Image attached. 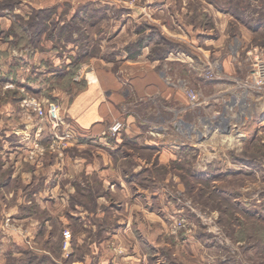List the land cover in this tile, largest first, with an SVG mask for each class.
<instances>
[{
    "label": "rangeland",
    "instance_id": "obj_1",
    "mask_svg": "<svg viewBox=\"0 0 264 264\" xmlns=\"http://www.w3.org/2000/svg\"><path fill=\"white\" fill-rule=\"evenodd\" d=\"M87 1L89 0H0V72L7 70L9 64L20 66L18 80L0 81V264H39L40 258L32 256L34 254L29 251L31 248L6 242L8 232L21 233V229L24 230V222L7 217V208L17 204L18 197L6 196L8 191L4 187L22 186V172L27 174L23 175L24 181L27 180L26 177L34 181V177L28 175V172L33 170V166L36 167L37 155L46 157L57 153L60 144L52 145L56 142L47 137L50 134H60L61 128L50 130V126L60 123L56 112L58 105L41 97L37 91L39 85L29 80L42 78V74H39L41 70L46 72L48 69L61 68L53 64L58 62L57 57L63 62L62 65H66L64 61L72 44L79 45L78 53L85 52L83 49L88 43L89 54L101 53L99 38L104 35L99 36L95 27L89 29L88 35L83 33L82 17L79 15L105 10L99 2H94L98 0ZM118 1L122 2L118 3V8L113 2L107 4L106 9L110 11L108 13L135 11L145 18L135 24L125 25L122 34L116 39L111 36L109 39L111 26H108V20L102 21L108 45L113 41H123L122 49L133 43L139 35L153 33L150 37L159 39L155 34L157 32L161 36L162 30L164 34L165 30L181 34H188L189 30L193 44L208 38L216 40L225 22L214 19L212 14L215 11L210 10L202 0H170L168 10L164 11L160 20L154 21L149 8L157 0ZM205 2L211 3L216 11L230 16L229 25L224 30L227 38L222 40L221 45H217L218 42L210 44L208 40L205 42L207 44H201L204 48L218 47L222 58L236 51L234 62L237 75L221 74L215 67L205 72L215 75L214 78L222 77L223 80L232 82L231 86L236 85L229 91L231 97L224 105L225 112H220L223 108L219 105L216 110L220 111L213 118L196 121L192 126L186 125L185 129L184 123L171 115V122L183 129V136L173 133L169 138L165 137L164 141L170 139V142L178 139L179 143H172L175 148L167 147L171 153L164 151L166 146L140 144L145 138H123L124 146L118 153L119 158L116 157L112 163L114 168L111 171L121 174L118 182L129 187L130 195L136 193V196L133 194L132 198L125 199L128 202L125 207L128 208L131 201L137 199L138 208L144 204L148 209L145 214H149L143 216L144 211H140L138 223H149V226L153 224L154 241L138 242L139 255L143 256L141 260L146 259L145 264H264V235L261 234L262 229L264 230V91L244 86L256 61L264 57V0ZM136 6H139V10H136ZM182 9H187L186 15L179 14ZM143 13L148 14L146 16ZM169 13L179 17H171ZM90 20V17L86 18L85 24ZM125 21L126 18H123L122 22ZM67 23L73 24L65 30L61 28ZM140 26L142 30L138 32ZM151 29H156V32ZM207 33L212 37H207ZM243 33L246 37H242ZM162 36L178 42L182 52L193 56L186 43L167 35ZM72 41L74 43H70ZM112 45L120 47L114 43ZM146 48L148 47L142 48V53ZM148 53L149 50L147 56ZM173 63H168V66L171 67V72L173 69L177 72L182 65ZM201 64L196 59H192L190 65L186 64L185 80L188 81H176L171 75L173 77L170 83L180 87L187 99L189 91L200 95L193 87V80L196 79L193 74L200 72ZM90 65H85L86 69ZM80 66L79 64L76 73L82 69L83 66ZM205 76L208 79L206 74ZM52 90L53 88L50 92ZM31 98L43 102L44 117L40 118L27 105ZM144 100L143 97L139 98L143 109L136 108L142 116H146ZM152 100L157 101L155 98ZM156 106L162 108L159 103ZM134 107L129 106L130 110ZM237 109L238 114L235 113ZM164 116L161 111L156 112L154 117L146 116L149 119L147 126L152 125L150 120L157 125L162 123ZM186 116L188 120H194L198 115L191 111ZM25 123H32V130L30 128L26 132L23 129L27 127ZM198 125L201 127L200 134L194 128ZM36 129L41 131L37 133ZM47 129L48 136L43 134ZM157 133L160 134V131L156 129L146 131L151 136H157ZM30 140L33 141V146H10ZM37 140L46 142V145L41 144L39 149ZM7 142L10 144L7 145ZM120 205L121 203L116 209L109 208V212L114 211L118 219H125L127 210ZM112 217L110 215L109 218ZM56 248L57 244L54 243L52 259L55 258ZM119 251L121 250L117 249L118 254ZM29 258L35 260L29 261ZM141 260L138 264H143Z\"/></svg>",
    "mask_w": 264,
    "mask_h": 264
},
{
    "label": "crops",
    "instance_id": "obj_2",
    "mask_svg": "<svg viewBox=\"0 0 264 264\" xmlns=\"http://www.w3.org/2000/svg\"><path fill=\"white\" fill-rule=\"evenodd\" d=\"M94 2H99L105 11L93 14L88 12L84 14L86 17L78 15L82 17L83 33L88 35L89 29L95 27V32L99 36L104 35L103 38H99L101 53L95 54L98 56L89 54V43L83 49L85 52L79 54L80 47L76 43L68 48V55L75 56L77 54L80 58L79 64L83 67L74 74L66 88L55 86L51 91L55 98L54 102L58 105H56L58 108L56 112L60 117V123L58 126H50L52 131L61 128L58 135L66 133L68 138L53 143V145L60 144L57 147V153H53L54 155L52 153L46 157L37 155L36 167L33 166V170L28 172V175L34 177L35 182L27 177V180L24 181L23 175L27 176V174L22 172L20 180L22 186L4 187L8 191L6 196L18 197L17 204L7 208V217L14 221L24 222L22 225L24 230L21 229V233L8 232L6 242H11L22 248H31L29 251L39 258L43 256L50 258L51 256L50 259L55 264H138L143 257L139 255L138 242L142 240L152 243L155 237L152 223L150 226L149 223H138V213L144 211L143 216L149 215L145 214L148 209L144 204L138 208L137 199L131 201L128 208L125 207V203H128L125 199L132 198L133 194L136 196V193L130 195L129 187L118 182L121 174L111 171L114 168L113 161L116 157L119 158L118 153L124 146L123 138H145L146 140L143 139L140 144L166 146V149L163 148L164 151L167 150L171 153L167 147L175 148L172 143H179L178 139L170 142V139L164 141L165 137L169 138L173 133L183 136L181 131L183 129H179L172 123V118L181 120L185 129L186 125L192 126L196 121L202 122L205 119L213 118L215 113L220 111L216 110L219 105L223 108L220 112L224 113V105L230 101L231 97L229 91L236 85L231 86L232 82L225 81L222 77L207 79L205 72L215 67L221 74L237 75L234 62L236 51L222 58L218 47L204 48L201 46V44H207L205 43L207 40L210 44L218 42L216 44L221 45L222 40L227 38V33L224 30L230 21L228 14L216 11L210 5L211 3L202 0L209 9L211 8L210 10L215 11L212 14L214 19L225 21L219 30L220 36L216 40L208 38L202 42L195 41L193 44L189 30H187L188 34L174 33L169 30H165L164 34V30H162L161 34L186 43L193 56L179 51L180 53H171L164 59L152 56L148 58V47L142 55L128 58L121 47L123 41L121 43L113 41L114 44L120 45L119 48L112 45L113 43L108 45L109 41L105 38V25L101 26L102 21L108 20L107 24L111 26V31L108 33L109 39L113 37L116 39L122 34L125 25L135 24L138 20L145 18L135 11H123L128 12L127 14L123 12L108 13L110 11L107 10V4L113 2L112 4L118 8V3H122L118 0ZM151 4L153 6L149 8V11L154 15L153 21L160 20L164 11L168 10L170 0H157ZM138 7L136 6V10ZM183 9L179 14L185 13L184 15H186L187 9L185 11ZM144 14L147 16L148 13ZM169 14L171 17H179L177 14ZM89 17L91 20L85 24V19ZM123 18H126L125 22H122ZM207 37L212 36L207 33ZM242 37H246V34L243 33ZM70 43H74V41ZM241 43L244 44V41L242 40ZM239 49L242 48L239 47ZM68 55L64 61L66 65L70 63L71 59V56ZM192 59L202 63L200 72L193 74L196 78L193 80V87L200 92L198 103L194 106L190 105L180 87L170 83L173 76L176 81H188L185 80L187 79L185 78V68H187L186 64L192 63ZM57 61L53 64L59 67L64 66L59 57H57ZM172 62L178 66L182 65L177 72L174 69L171 72L168 63ZM85 65L87 67L90 65V67L86 69ZM141 97L146 101L144 105L146 116L154 117L156 112L161 111L165 115V120L162 123L157 125L150 120L152 125L147 126L148 117L142 116L139 109H136L142 108L139 101ZM152 98L157 101H153ZM156 103L161 104L162 108H158ZM129 106L135 107L130 110ZM191 111L198 115L193 118L194 120L187 119L186 115ZM226 113L233 117L231 113ZM235 113H239L238 109ZM115 120H122L124 126L119 134L111 135L108 132V127ZM25 125L27 127L23 129L26 132L30 128L32 130V123H25ZM43 126L45 127V125ZM194 128L196 133L200 134L201 127L198 125ZM148 129H156V131H160V134L157 133V136L146 134ZM47 133L48 129L43 134L48 136ZM53 137L50 134L47 138L52 141ZM162 137L163 139H160ZM36 143L39 149L41 144L46 145L44 141L37 140ZM22 144H27V146L32 144L31 146H33V141L19 143L15 146L11 144L10 146L18 148ZM40 165L43 166L40 167ZM22 182L24 183L22 184ZM145 194L148 193L145 192ZM120 203V207L127 210L125 219H118L114 211L109 212V208L116 209ZM110 215L113 217L109 218ZM54 243L57 244V252H54L55 258L52 259ZM44 245H48V247ZM117 249H120L121 253L118 254ZM141 261L145 264L146 259L143 258Z\"/></svg>",
    "mask_w": 264,
    "mask_h": 264
},
{
    "label": "trees",
    "instance_id": "obj_3",
    "mask_svg": "<svg viewBox=\"0 0 264 264\" xmlns=\"http://www.w3.org/2000/svg\"><path fill=\"white\" fill-rule=\"evenodd\" d=\"M39 15H41V14L39 13ZM76 19H77V16L74 18V21ZM71 22H73V21L71 20ZM72 24L73 23H71V24L67 23V24L63 25L61 28H63L65 30L66 28H70L71 26H69V25H72ZM140 30H142V26H140L138 28V32ZM151 30L155 31L156 29H151ZM22 31L25 32L23 29H22ZM152 34H150V35H152ZM138 35H139V33H138ZM150 35H144V36L139 35V37L133 43L124 47L123 53L126 55V57L136 58L137 56H139L142 53V48L145 46L149 47V53L150 54L148 53V58L152 56L153 58L164 59L169 54L178 53L179 51L182 50L181 46L178 42L172 41L171 39H168L167 37L162 36V34H161V36H162L161 37L156 32L155 35L157 37H160L159 39H156V40H154L152 37H150ZM79 53H81V52H79ZM68 56H71L70 57L71 58L70 63H68V65H64L59 69H54V68H53V70L48 69L46 72H43L41 70L39 74L40 75L42 74V78H40L38 80L35 77L32 80H29V81L34 82L37 85H39V87L37 89L38 93H40L41 94L40 96L44 97L49 102L55 101V98L52 95V92H50V90L52 88H54L55 86H59L60 88H66L70 84L74 74L76 73L77 69L79 68L78 55L76 54L74 56V55L70 54ZM19 68H20V66H18L16 64H13V65L9 64L7 67V70H3L2 72H0V81H10V80L16 81V80H18V69ZM44 75H47V77L44 78ZM51 80H52V83H51ZM54 82H56V83L54 84ZM260 219H261V217H260ZM262 228H264V227H262ZM261 232H262L261 234L264 235L263 229ZM32 256L35 259H37V257H35V255H32ZM34 260H31L29 258V261H34ZM45 262H46V264H55L48 257L43 256L42 258L39 259V264H44Z\"/></svg>",
    "mask_w": 264,
    "mask_h": 264
},
{
    "label": "built area",
    "instance_id": "obj_4",
    "mask_svg": "<svg viewBox=\"0 0 264 264\" xmlns=\"http://www.w3.org/2000/svg\"><path fill=\"white\" fill-rule=\"evenodd\" d=\"M205 74L207 75L208 78L209 77L210 78L215 77V75H212V74H207V73H205ZM244 86H245V88H251V89H255V90L264 91V57L259 58L256 61L254 68L250 74V77H249L248 81H245ZM187 95H188V100H189L191 105L192 104L195 105L200 98L199 93L193 92V91H189L187 93ZM28 101H29V103H27V105L29 104V107L33 111H35L40 118L45 116V108H44L43 102L41 100L36 99V98H31ZM57 125H54V126H57ZM123 126H124V123L122 120H115L114 122H112L109 125L108 132L111 135H117L121 132V130L123 129ZM39 131H41V130L39 129L38 132ZM53 136L54 137L52 139V142H55V141L61 142L62 140H66L68 138V134H66V133L61 134V135L54 134ZM52 145H53V143H52ZM7 221H9V218H7ZM119 252L121 253V251H119Z\"/></svg>",
    "mask_w": 264,
    "mask_h": 264
},
{
    "label": "bare ground",
    "instance_id": "obj_5",
    "mask_svg": "<svg viewBox=\"0 0 264 264\" xmlns=\"http://www.w3.org/2000/svg\"><path fill=\"white\" fill-rule=\"evenodd\" d=\"M235 116V115H234ZM241 120V119H240Z\"/></svg>",
    "mask_w": 264,
    "mask_h": 264
}]
</instances>
